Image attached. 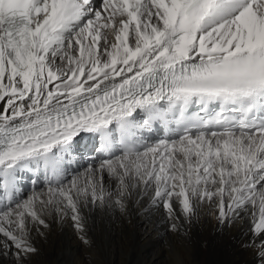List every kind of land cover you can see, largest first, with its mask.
Wrapping results in <instances>:
<instances>
[{
  "label": "snow or ice",
  "instance_id": "obj_1",
  "mask_svg": "<svg viewBox=\"0 0 264 264\" xmlns=\"http://www.w3.org/2000/svg\"><path fill=\"white\" fill-rule=\"evenodd\" d=\"M145 200L264 264V0H0V264Z\"/></svg>",
  "mask_w": 264,
  "mask_h": 264
},
{
  "label": "bare ground",
  "instance_id": "obj_2",
  "mask_svg": "<svg viewBox=\"0 0 264 264\" xmlns=\"http://www.w3.org/2000/svg\"><path fill=\"white\" fill-rule=\"evenodd\" d=\"M82 161L79 169L90 163ZM85 215L89 244L78 238L70 219L49 217L42 235L33 234L37 252L28 264H260L255 249L245 246L244 222L222 226L202 213L176 232L163 209L147 200L124 211L93 208Z\"/></svg>",
  "mask_w": 264,
  "mask_h": 264
}]
</instances>
